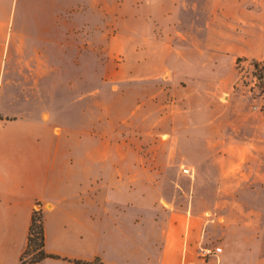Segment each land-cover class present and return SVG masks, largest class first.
Masks as SVG:
<instances>
[{"label":"crops","instance_id":"0c3cea01","mask_svg":"<svg viewBox=\"0 0 264 264\" xmlns=\"http://www.w3.org/2000/svg\"><path fill=\"white\" fill-rule=\"evenodd\" d=\"M78 3L0 0V264H29L37 208L51 257L33 264H264L224 224L206 244L219 218L153 199L164 167L127 157L143 151L133 134L101 120L87 130L91 28Z\"/></svg>","mask_w":264,"mask_h":264},{"label":"rangeland","instance_id":"374dc122","mask_svg":"<svg viewBox=\"0 0 264 264\" xmlns=\"http://www.w3.org/2000/svg\"><path fill=\"white\" fill-rule=\"evenodd\" d=\"M78 1L87 130L133 134L143 151L127 157L164 167L153 199L219 218L208 246L224 224L264 249V79L251 64L264 61V0Z\"/></svg>","mask_w":264,"mask_h":264},{"label":"trees","instance_id":"16d2710c","mask_svg":"<svg viewBox=\"0 0 264 264\" xmlns=\"http://www.w3.org/2000/svg\"><path fill=\"white\" fill-rule=\"evenodd\" d=\"M241 58H237L240 63ZM251 64L254 67L252 75L261 81L264 79V61L252 59ZM264 97V93H260ZM44 227L42 221V212L39 208L35 209L31 218L29 226V234L27 235V245L25 251L20 255L21 263H37L45 257H51L44 251Z\"/></svg>","mask_w":264,"mask_h":264},{"label":"built area","instance_id":"2783aa9c","mask_svg":"<svg viewBox=\"0 0 264 264\" xmlns=\"http://www.w3.org/2000/svg\"><path fill=\"white\" fill-rule=\"evenodd\" d=\"M186 171V170H185ZM221 249L220 248H216L215 251L216 252H219Z\"/></svg>","mask_w":264,"mask_h":264}]
</instances>
